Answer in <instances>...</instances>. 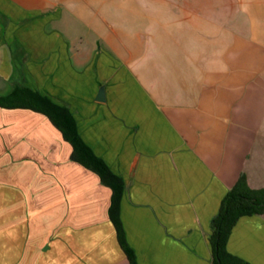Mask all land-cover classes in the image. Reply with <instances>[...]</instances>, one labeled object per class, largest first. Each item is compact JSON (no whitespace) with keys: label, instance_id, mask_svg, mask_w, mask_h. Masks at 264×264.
<instances>
[{"label":"crops","instance_id":"obj_1","mask_svg":"<svg viewBox=\"0 0 264 264\" xmlns=\"http://www.w3.org/2000/svg\"><path fill=\"white\" fill-rule=\"evenodd\" d=\"M14 85L65 105L122 178L120 220L137 264H212L222 199L241 175L264 189V0H0V96ZM0 112L50 124L68 162L86 173L68 180L58 214L70 225L86 216L84 231L108 237L36 242L35 264H129L108 218L110 189L70 161L45 117ZM4 227L0 263L13 264L30 246ZM226 249L264 264V215L239 218Z\"/></svg>","mask_w":264,"mask_h":264},{"label":"rangeland","instance_id":"obj_2","mask_svg":"<svg viewBox=\"0 0 264 264\" xmlns=\"http://www.w3.org/2000/svg\"><path fill=\"white\" fill-rule=\"evenodd\" d=\"M50 142H58L54 150L48 149ZM68 154L66 144L61 142L50 124L40 117L0 112V239H8L10 233L6 232L4 226L10 224L14 241H23L30 246L24 248L27 253L21 257L14 258L12 255L13 264H35L38 251L31 245L36 242L52 244L58 235L72 240L77 237V241L96 240L97 236L108 238L105 230L97 234L84 231L85 225L81 222L86 216L77 215V224L70 225L69 215L58 214V203L64 200L66 206L69 203L67 193L71 189L68 180L72 177L71 180L75 181L76 177L86 175L68 162ZM71 185L72 190L78 186L75 183ZM79 201L81 199L76 200L77 203ZM33 223H38L42 229L31 230ZM70 226L74 230H69ZM60 250L62 256L68 257V245L62 246ZM75 250L83 258L84 249L77 247Z\"/></svg>","mask_w":264,"mask_h":264},{"label":"trees","instance_id":"obj_3","mask_svg":"<svg viewBox=\"0 0 264 264\" xmlns=\"http://www.w3.org/2000/svg\"><path fill=\"white\" fill-rule=\"evenodd\" d=\"M0 109L27 110L45 117L61 134L62 139L70 145V161L94 173L101 184L110 189L109 221L128 263L137 264L135 252L126 241L120 220V201L124 191L123 180L113 173L107 163L85 143L69 109L23 85H14L7 94L0 96ZM251 215H264V189H251L245 176L241 175L222 199L218 214L212 221V233L209 238L212 264H247L231 255L226 249V244L237 220Z\"/></svg>","mask_w":264,"mask_h":264},{"label":"water","instance_id":"obj_4","mask_svg":"<svg viewBox=\"0 0 264 264\" xmlns=\"http://www.w3.org/2000/svg\"><path fill=\"white\" fill-rule=\"evenodd\" d=\"M104 100L103 88H100L96 97L97 102H102Z\"/></svg>","mask_w":264,"mask_h":264}]
</instances>
